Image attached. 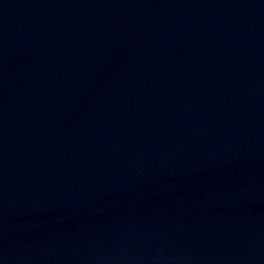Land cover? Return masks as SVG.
<instances>
[{"label":"water","instance_id":"1","mask_svg":"<svg viewBox=\"0 0 264 264\" xmlns=\"http://www.w3.org/2000/svg\"><path fill=\"white\" fill-rule=\"evenodd\" d=\"M0 264H264V0H0Z\"/></svg>","mask_w":264,"mask_h":264}]
</instances>
